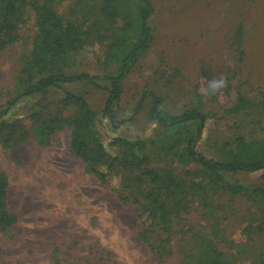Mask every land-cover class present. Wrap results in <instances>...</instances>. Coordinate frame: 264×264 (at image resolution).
Listing matches in <instances>:
<instances>
[{
	"label": "rangeland",
	"instance_id": "obj_1",
	"mask_svg": "<svg viewBox=\"0 0 264 264\" xmlns=\"http://www.w3.org/2000/svg\"><path fill=\"white\" fill-rule=\"evenodd\" d=\"M13 1L15 27L8 30L4 10ZM150 1L155 8L150 18L155 41L123 81L117 105L120 119L133 116L144 93L154 92L163 99L161 108L171 114L198 108L213 115L199 146L209 158H219L223 146L238 135L264 138V0ZM45 4L77 23L91 44L96 42L78 56L73 70L89 72L110 87L109 77L118 74L120 66L117 58L109 60L110 47L116 43L121 53L137 41L145 0H0V124L6 119L30 133L24 141L5 144L1 135L8 133L6 128L0 131V171L9 179L8 210L18 216L15 225L0 231V264H193L202 244L195 242L198 233L214 242L229 264H263L264 213L255 196L224 191H214L210 198L188 194L189 208L182 210L168 242L172 252L168 248L162 258L141 240L142 211L131 189L123 185V175L134 178L139 172L121 171L102 183L75 155L70 126L58 130L49 145L38 143L36 129L72 114L64 99L74 93L99 113L95 130L107 144L121 136L145 139L142 152L152 156L153 167L166 168L178 180L191 179L186 173L199 168L185 153L199 123L176 129L159 126L150 116L151 98L119 129L104 116L110 93L87 82L64 84L9 106L22 85L20 70L31 56L39 34V9ZM239 91L260 107L225 114ZM4 111L8 114L1 118ZM109 149L119 152L117 147ZM230 179L264 187V170Z\"/></svg>",
	"mask_w": 264,
	"mask_h": 264
},
{
	"label": "trees",
	"instance_id": "obj_2",
	"mask_svg": "<svg viewBox=\"0 0 264 264\" xmlns=\"http://www.w3.org/2000/svg\"><path fill=\"white\" fill-rule=\"evenodd\" d=\"M106 7V14L112 16V11ZM17 5L13 1L4 10V28L12 30L13 15ZM39 34L34 42L31 56L20 70L19 80L22 85L16 96L9 102V106H15L24 98L46 93L52 88H62L64 84L87 82L100 90H107L110 96L104 108V116L107 117L115 129L132 121L139 114L145 101L151 98L154 107L150 113L151 118L165 129H176L198 122V129L187 140L185 149L186 157L199 164L195 171H188L186 175H192L191 179L178 180L167 172L162 166L153 167V159L149 153L142 152L146 146L145 139L131 140L126 137H115L108 144L101 134L95 130L99 121V113L93 109L89 101L82 95L67 93L64 106L73 110L67 117H56V120L44 123L36 129L34 135L40 145L51 143L52 136L66 126L72 127V149L76 156L89 165V170L98 179L107 184L114 177L123 173L139 172V177L123 175V185L131 189L134 202L141 209V218L144 229L140 235L143 242L149 245L160 257L171 249L168 242L173 240L176 220L182 215V210H188L190 198L188 194H197L211 197L214 191L230 192L232 195L255 196L259 201L260 210L264 213V187L246 186L238 182H232L230 177L237 174L257 173L264 170V138L249 140L243 135L234 137L232 143L223 146V153L219 158H209L200 152L199 146L203 139L207 123L213 116L202 113L198 108H193L182 114H171L161 108L163 99L154 92H146L142 96L135 114L128 119H120L117 105L123 94V81L127 78L133 67L139 62L155 41V31L150 24V18L155 13V8L150 0H145L140 22V35L136 42L124 52L119 53V45L116 43L110 47V59L119 62L118 74L109 77L111 86L106 87L101 79L89 72L74 71V63L78 56H83L86 50L94 46L90 38L73 21H66L59 12L48 4L39 9ZM11 36V35H10ZM13 40V39H11ZM244 52L242 51V54ZM260 107L249 94L238 92L236 101L226 110L225 114H240L250 109ZM8 111L2 113L5 118ZM2 141L5 144L13 142L17 144L26 140L30 133L21 125L10 123L3 119L0 124ZM11 143V144H13ZM118 148V154L110 151L109 147ZM143 172V174H142ZM8 176L0 171V231L15 225L18 216L8 210ZM171 190L172 194H171ZM184 194H187L185 196ZM175 196V197H173ZM175 201L173 206L170 202ZM257 202V201H256ZM215 226L212 233L215 234ZM264 230V228H261ZM167 236V238L164 237ZM204 234L195 235V242L202 243L197 246L199 256L195 255L193 264H229L218 246L212 241H206ZM1 252V247H0ZM263 263V261L261 262Z\"/></svg>",
	"mask_w": 264,
	"mask_h": 264
},
{
	"label": "built area",
	"instance_id": "obj_3",
	"mask_svg": "<svg viewBox=\"0 0 264 264\" xmlns=\"http://www.w3.org/2000/svg\"><path fill=\"white\" fill-rule=\"evenodd\" d=\"M264 264V263H263Z\"/></svg>",
	"mask_w": 264,
	"mask_h": 264
}]
</instances>
